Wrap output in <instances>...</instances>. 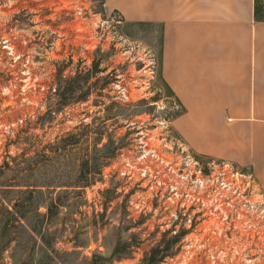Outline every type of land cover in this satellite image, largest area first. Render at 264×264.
I'll list each match as a JSON object with an SVG mask.
<instances>
[{
    "label": "rangeland",
    "instance_id": "1",
    "mask_svg": "<svg viewBox=\"0 0 264 264\" xmlns=\"http://www.w3.org/2000/svg\"><path fill=\"white\" fill-rule=\"evenodd\" d=\"M160 47L158 25L99 0H0V264H182L186 235L244 245L243 217L216 237L204 209L185 231L162 199L147 208L144 149L218 160L173 129Z\"/></svg>",
    "mask_w": 264,
    "mask_h": 264
},
{
    "label": "crops",
    "instance_id": "2",
    "mask_svg": "<svg viewBox=\"0 0 264 264\" xmlns=\"http://www.w3.org/2000/svg\"><path fill=\"white\" fill-rule=\"evenodd\" d=\"M255 5L256 0L103 2L107 15L159 26L160 77L182 108L172 126L186 145L250 167L264 188V19L255 17Z\"/></svg>",
    "mask_w": 264,
    "mask_h": 264
},
{
    "label": "built area",
    "instance_id": "3",
    "mask_svg": "<svg viewBox=\"0 0 264 264\" xmlns=\"http://www.w3.org/2000/svg\"><path fill=\"white\" fill-rule=\"evenodd\" d=\"M99 1L103 5L104 0ZM114 15L121 20L117 13ZM144 152L155 160L152 167L142 170L143 175L150 177L147 208L151 209L154 198L162 199L172 221L180 219L188 223L181 225L185 231H192L191 221L204 209L212 220L211 233L216 237L228 235L224 228L236 226L244 218L245 234L241 235L244 245L224 249L211 241L186 235L182 242V264L193 260L202 264V256L205 264H264V237H261L264 231H247L259 229L253 218L258 222L264 220V191L251 172L223 159L200 163L183 150L174 152L172 159L159 156L155 148ZM142 204L146 200L137 205ZM175 225L173 231H177Z\"/></svg>",
    "mask_w": 264,
    "mask_h": 264
},
{
    "label": "trees",
    "instance_id": "4",
    "mask_svg": "<svg viewBox=\"0 0 264 264\" xmlns=\"http://www.w3.org/2000/svg\"><path fill=\"white\" fill-rule=\"evenodd\" d=\"M262 12H263V8L260 5L259 1L256 0V5L254 7V15H255V17L258 18V19H264V15L262 14ZM166 89H167V91L169 93H171L170 90L167 87H166Z\"/></svg>",
    "mask_w": 264,
    "mask_h": 264
}]
</instances>
